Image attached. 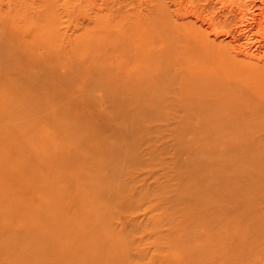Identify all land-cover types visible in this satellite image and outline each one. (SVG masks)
<instances>
[{"label": "rangeland", "instance_id": "obj_1", "mask_svg": "<svg viewBox=\"0 0 264 264\" xmlns=\"http://www.w3.org/2000/svg\"><path fill=\"white\" fill-rule=\"evenodd\" d=\"M0 66V264L85 263L64 249L97 210L82 145L117 136L132 162L93 250L264 264V0H0Z\"/></svg>", "mask_w": 264, "mask_h": 264}, {"label": "bare ground", "instance_id": "obj_2", "mask_svg": "<svg viewBox=\"0 0 264 264\" xmlns=\"http://www.w3.org/2000/svg\"><path fill=\"white\" fill-rule=\"evenodd\" d=\"M54 47L55 45L51 43L48 46V53L46 55L43 54V56H41L42 53H36V55H34L32 58L39 56V57H42L41 62H45L47 55L50 53H53ZM1 50H2L1 55H2L4 51H6V49L1 48ZM38 62L39 61H31L33 65L32 75L38 76L40 73L39 71L37 75L36 70H35V65ZM99 64L100 63L98 61H93L90 68H100L104 72V70L100 66H98ZM43 65L44 64L39 65V66L43 67ZM6 66L7 65H3V67L2 66L0 67H2L4 70ZM71 67L82 68V65L71 63ZM69 71L73 75L76 74L75 71L72 69H70ZM17 84L19 88H23V90L19 91V94L20 92L26 93L25 95L29 98L30 97L29 92H26L25 84L19 83V82ZM129 85L131 86L132 89H134V91H136V95L140 96L139 87H138L139 85L134 81L129 82ZM19 94L17 96H19ZM11 98H14V97H11ZM136 98L140 100V97H136ZM159 99H160V95L156 93V94H153L150 98H147L146 101L157 102L159 101ZM65 128L66 129H64L63 134L62 133L61 134L68 138L72 137L73 139L74 135L68 134L69 133L68 126ZM96 136L99 137V135H96ZM123 138L124 137L119 138L117 136L114 138L112 142L108 140V142L106 143L107 144L106 149L103 152L99 151L97 148L93 146L89 147V146L82 145V148L84 149L83 152H85V154H82L84 156V157L82 156L83 157V169L80 170L82 172V177H85L87 175H91L92 177L93 176L95 177L94 180L90 181L89 188L85 192V195L86 194L88 195L86 196L88 201L85 204V206L87 208L97 207V210L93 214L92 218L85 221L83 226H81L80 233L73 229L67 234L70 240H68L64 244L66 245L64 249L65 251L68 252L73 246L79 247L80 252L86 253V254H82L83 260L85 262L84 264H99L98 261H101V258L103 256L106 259L114 258L117 264L119 261L118 254L109 253L105 251L106 250L105 244L107 240L110 238V231L108 230L107 220L105 216V210L107 209L108 205L104 202H108L110 199L120 194L121 192V188L119 185L120 175L122 171L127 167V165L132 162L131 160L128 159L127 157L128 154L126 155L128 145L126 141L122 142ZM116 139L118 140L116 141ZM120 141L122 142V144H120ZM103 156H106L108 158L106 162H103L101 160ZM90 160L94 161L95 163L91 164ZM100 167H103L102 170L104 173L102 174L101 173L99 174ZM115 173H118V176L116 179L115 178L113 179L112 176ZM81 231H82V234H81ZM96 241H102V243H100V246L105 250H102V249L101 251H98V249L93 250V248H91V245L95 243ZM117 244L123 247L121 239H119ZM95 252H98V253L95 256H93L94 255L93 253Z\"/></svg>", "mask_w": 264, "mask_h": 264}]
</instances>
